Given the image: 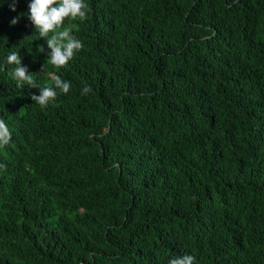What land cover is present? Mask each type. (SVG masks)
Listing matches in <instances>:
<instances>
[{"label": "trees", "instance_id": "obj_1", "mask_svg": "<svg viewBox=\"0 0 264 264\" xmlns=\"http://www.w3.org/2000/svg\"><path fill=\"white\" fill-rule=\"evenodd\" d=\"M9 3L0 61L70 88L0 70V264H264V0H86L59 69Z\"/></svg>", "mask_w": 264, "mask_h": 264}, {"label": "clouds", "instance_id": "obj_2", "mask_svg": "<svg viewBox=\"0 0 264 264\" xmlns=\"http://www.w3.org/2000/svg\"><path fill=\"white\" fill-rule=\"evenodd\" d=\"M17 0H10L9 8L16 9ZM4 0H0L3 4ZM86 0H27V18L34 26L37 38H44L49 51L47 52L48 63L59 69L70 61L74 53L82 48L81 40L75 38L69 27L57 31L64 24L65 18L83 21L87 15ZM18 16L9 20L10 25H15ZM43 51V47L38 49ZM4 65L11 66L8 75L15 82L17 88L27 84L30 87L38 88L39 94H32L31 99L39 106L45 107L52 103L58 94H67L70 82L62 79L59 75H51V85L41 86L32 76V72L27 71L26 65H21V57L17 51L9 52L3 61H0V70ZM90 91V86L85 85L81 90L84 95ZM10 132L4 121H0V146L8 143ZM195 257L190 254L175 256L168 259L167 264H192Z\"/></svg>", "mask_w": 264, "mask_h": 264}]
</instances>
